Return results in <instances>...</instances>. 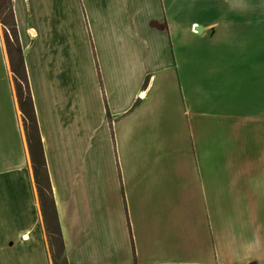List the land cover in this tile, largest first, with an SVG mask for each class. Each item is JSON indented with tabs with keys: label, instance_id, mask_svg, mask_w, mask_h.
<instances>
[{
	"label": "crops",
	"instance_id": "crops-1",
	"mask_svg": "<svg viewBox=\"0 0 264 264\" xmlns=\"http://www.w3.org/2000/svg\"><path fill=\"white\" fill-rule=\"evenodd\" d=\"M12 1L68 263L264 264V0ZM0 264H52L1 22Z\"/></svg>",
	"mask_w": 264,
	"mask_h": 264
},
{
	"label": "trees",
	"instance_id": "trees-1",
	"mask_svg": "<svg viewBox=\"0 0 264 264\" xmlns=\"http://www.w3.org/2000/svg\"><path fill=\"white\" fill-rule=\"evenodd\" d=\"M0 22L4 28V38L13 75L15 93L22 114L24 131L43 211L52 261L53 264H69L65 255L62 231L47 170L43 142L12 0H0Z\"/></svg>",
	"mask_w": 264,
	"mask_h": 264
},
{
	"label": "rangeland",
	"instance_id": "rangeland-1",
	"mask_svg": "<svg viewBox=\"0 0 264 264\" xmlns=\"http://www.w3.org/2000/svg\"><path fill=\"white\" fill-rule=\"evenodd\" d=\"M159 107V106H158ZM161 109H162V105H161ZM31 158V157H30ZM32 171H33V168H32ZM153 171L154 170H152V173H153ZM159 172L160 171H156V173L157 174H159ZM33 177H34V173H33ZM156 178V177H155ZM154 178V179H155ZM34 180H35V178H34ZM146 182H148V181H146ZM149 183V182H148ZM157 184V185H156ZM156 184H153V183H151V189H150V193L151 194H153V196H159V193H162L165 189H166V187H168V186H170L171 188H173L174 187V189L176 190V186L177 185H179V183L178 182H170V180L169 181H167V184L168 185H166V184H163V183H161V182H158V183H156ZM35 185H36V182H35ZM36 189H37V194H38V198H39V193H38V188H37V185H36ZM39 202H40V199H39ZM41 205V204H40ZM41 211H42V208H41ZM42 215H43V211H42ZM43 220H44V217H43ZM44 226H45V222H44ZM45 231H46V228H45ZM47 235V234H46ZM47 244H48V251H49V256H50V258H51V261H52V257H51V253H50V245H49V241H48V237H47ZM52 264H53V261H52Z\"/></svg>",
	"mask_w": 264,
	"mask_h": 264
}]
</instances>
